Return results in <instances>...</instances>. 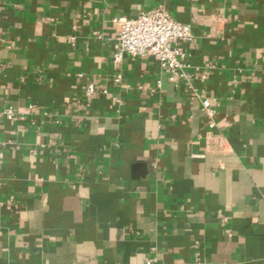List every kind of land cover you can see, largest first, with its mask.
Returning <instances> with one entry per match:
<instances>
[{
    "label": "crops",
    "instance_id": "crops-1",
    "mask_svg": "<svg viewBox=\"0 0 264 264\" xmlns=\"http://www.w3.org/2000/svg\"><path fill=\"white\" fill-rule=\"evenodd\" d=\"M161 5L186 77L116 82L113 17ZM0 158V264H264V0H0Z\"/></svg>",
    "mask_w": 264,
    "mask_h": 264
},
{
    "label": "built area",
    "instance_id": "built-area-1",
    "mask_svg": "<svg viewBox=\"0 0 264 264\" xmlns=\"http://www.w3.org/2000/svg\"><path fill=\"white\" fill-rule=\"evenodd\" d=\"M112 21L116 26L113 43L116 82H120L123 77L121 69L125 53L132 57H154L169 73V79L175 85L186 77L184 70L186 52L182 43L192 39L190 24L176 20L163 5L156 9L142 11L134 17L116 15ZM95 91L94 83H89L86 88L87 95ZM202 105L205 114L210 119V125H214L216 109L211 99L203 98ZM14 115L13 108L6 109L8 118L11 119ZM1 167L2 159L0 158V169ZM144 264H154L153 259H147Z\"/></svg>",
    "mask_w": 264,
    "mask_h": 264
},
{
    "label": "water",
    "instance_id": "water-1",
    "mask_svg": "<svg viewBox=\"0 0 264 264\" xmlns=\"http://www.w3.org/2000/svg\"><path fill=\"white\" fill-rule=\"evenodd\" d=\"M134 166H135V167H139V166H140V163H137V164H135Z\"/></svg>",
    "mask_w": 264,
    "mask_h": 264
}]
</instances>
